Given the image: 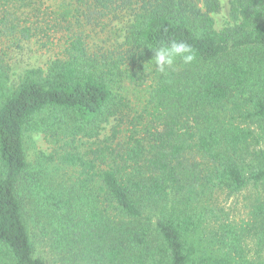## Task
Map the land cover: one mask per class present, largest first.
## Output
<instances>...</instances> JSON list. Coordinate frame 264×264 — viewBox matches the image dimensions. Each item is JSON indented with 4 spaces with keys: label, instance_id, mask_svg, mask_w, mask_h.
<instances>
[{
    "label": "trees",
    "instance_id": "obj_1",
    "mask_svg": "<svg viewBox=\"0 0 264 264\" xmlns=\"http://www.w3.org/2000/svg\"><path fill=\"white\" fill-rule=\"evenodd\" d=\"M229 2L234 25L218 31L221 0H60L43 21V0H0L3 31L17 46L38 32L66 39L61 56L25 69L18 84L0 65V264H48L35 256L33 229L59 250L86 244L105 264H264L245 248L250 238L264 250V204L247 229L221 224L204 234L214 192L264 182V149L253 151L250 173L242 167L252 142L264 143V0ZM115 22L125 54L88 46L90 32ZM172 40L191 45L196 59L160 73L153 49ZM142 73L151 79L145 137L136 118L131 146L95 158L76 151L111 120L123 122L129 108L117 90ZM30 132L64 138L61 161L79 169L75 183H49L30 163ZM112 210L127 222H114Z\"/></svg>",
    "mask_w": 264,
    "mask_h": 264
},
{
    "label": "rangeland",
    "instance_id": "obj_2",
    "mask_svg": "<svg viewBox=\"0 0 264 264\" xmlns=\"http://www.w3.org/2000/svg\"><path fill=\"white\" fill-rule=\"evenodd\" d=\"M45 6L43 7V13L40 16L42 19L55 18L53 12L58 10L60 0H43ZM222 7L218 13L213 14L215 20V27L218 31H221L225 27H231L234 25V20L231 15V6L229 0H221ZM38 16V14H37ZM33 21L38 19L32 17ZM108 21V19H105ZM41 23V22H40ZM113 28L119 27V24L115 22L113 27L104 32L99 28L90 32V38L86 39L88 46L95 52L103 51L115 52L117 50L125 54L126 47L120 48L119 45L123 43V38L119 37L117 32L112 31ZM3 30L4 24L0 22V65L2 61H5L7 65V74L10 77L11 84H18L20 78L25 69L29 67H46L48 62L62 55L63 48L65 46V32H38V36H35L29 42L24 41L17 46L16 41L11 38L12 35L5 33ZM119 33V32H118ZM112 34V35H111ZM13 39V40H12ZM12 43H14L12 45ZM120 54V53H119ZM128 66V64H125ZM142 76L144 74L142 73ZM151 84V79L145 73L144 78L137 80L136 83L129 84L124 83V87L121 90H117L120 95L125 97V103H127L126 116L123 122L118 120H111L108 124L103 125L99 135L92 139H82L78 142L76 151H80L85 157H93L95 155L93 151L102 150L108 146L111 148H118V143H125V145L131 146V138L133 136V127L131 122L136 118H139V122H135L138 126L136 129L140 131V135L145 137L144 126L150 122V117L147 115V95L148 87ZM126 109V108H125ZM243 120L246 126H251L260 133L257 129V125L252 123L250 119ZM117 129V133H115ZM27 156L30 163L41 170L42 175L48 179L49 183H69L73 184L77 181L79 176V169L67 166L61 161V156L70 151L69 147H66L64 138L58 141L57 138L51 137L44 133L30 132L25 138ZM264 149V143L256 144L252 142L250 152L244 153V162L242 164L246 173H250L252 153ZM75 150L72 152L76 153ZM108 155V154H107ZM110 158V157H109ZM110 160L108 159V162ZM104 169L106 165H101ZM210 209L215 211V216L208 217L204 234L206 237H212L213 232H218L221 224H231L239 229H247V223L252 221V212L257 205L264 204V182L258 185L249 184L240 192L230 194L227 191L214 192L212 198L207 202ZM104 207V205H103ZM114 222L126 223L128 218L118 216L116 211L110 212ZM33 234V243L35 256L43 258L48 264H105L104 261H100L98 256H95L86 244L72 245L59 250L54 244L53 238L48 236V233H44L39 229L31 230ZM251 234L249 236L252 238ZM210 237V238H211ZM156 234L153 232L150 248L156 257H158L157 250L160 247V241H157ZM209 239V238H208ZM245 242L246 251L249 256H262L264 258V250L259 252V248L256 246L255 240L247 238Z\"/></svg>",
    "mask_w": 264,
    "mask_h": 264
},
{
    "label": "clouds",
    "instance_id": "obj_3",
    "mask_svg": "<svg viewBox=\"0 0 264 264\" xmlns=\"http://www.w3.org/2000/svg\"><path fill=\"white\" fill-rule=\"evenodd\" d=\"M156 70L165 73L166 70L174 68L179 59L185 65L191 64L196 59V52L191 45L183 41L172 40L169 43L153 49Z\"/></svg>",
    "mask_w": 264,
    "mask_h": 264
}]
</instances>
